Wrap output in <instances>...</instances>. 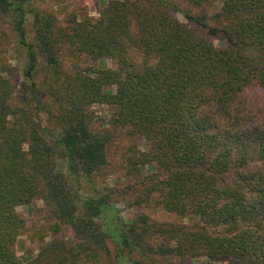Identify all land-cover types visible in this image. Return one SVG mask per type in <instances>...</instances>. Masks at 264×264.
Segmentation results:
<instances>
[{"label":"trees","instance_id":"obj_1","mask_svg":"<svg viewBox=\"0 0 264 264\" xmlns=\"http://www.w3.org/2000/svg\"><path fill=\"white\" fill-rule=\"evenodd\" d=\"M31 1L0 0L23 59L17 83L0 58V264H264V0H103L62 21ZM95 105L146 145L124 195L181 221L126 218L96 188ZM37 199L51 221L19 256L17 207Z\"/></svg>","mask_w":264,"mask_h":264},{"label":"rangeland","instance_id":"obj_2","mask_svg":"<svg viewBox=\"0 0 264 264\" xmlns=\"http://www.w3.org/2000/svg\"><path fill=\"white\" fill-rule=\"evenodd\" d=\"M103 0H32L30 6L44 11L53 12L62 21L68 12H72L77 16L89 14L92 17H98V8ZM183 9H192L193 12L198 11L197 8L189 6L185 0H170ZM179 18L185 21L182 14H178ZM27 28L31 31L32 16H29ZM3 31V32H2ZM6 34V37L4 36ZM0 34L4 36V43L0 49V58L9 66L17 67L16 70L10 69L14 72L10 75L13 82H20L22 80V52L21 48L13 41L14 34L11 24L0 17ZM17 102L14 97L13 103ZM95 123L97 127H104L110 134V141L107 144V153L109 165L104 169L100 175L93 179L96 188L105 190L109 188L112 192L113 198L117 204V208L126 218H136L141 213H147L156 220L167 221H181V218L174 213L167 212L161 207L155 205L142 207L132 204V199L129 195L125 196L124 192L128 190V186L138 181L137 175L129 174L128 169L131 167L129 160L135 157L137 150H145L146 145L142 136L133 133L129 128H120L111 126L107 118L109 116L110 107L104 105H95ZM86 185V184H85ZM84 185V186H85ZM88 185L85 187L86 191L91 190ZM108 191V190H105ZM41 199L33 201L29 206L17 207L18 212L26 219L27 229L19 242L15 245L17 254L19 256L25 253H32L36 250L37 240L42 234L47 233V227L51 221L50 214L47 212ZM63 235L68 238L72 236L70 229L64 228ZM174 264H199V262L190 259H175Z\"/></svg>","mask_w":264,"mask_h":264}]
</instances>
